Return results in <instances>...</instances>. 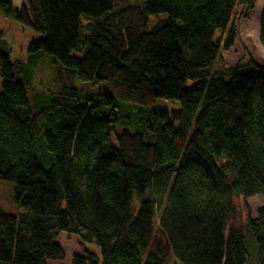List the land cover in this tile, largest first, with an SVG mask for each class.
I'll list each match as a JSON object with an SVG mask.
<instances>
[{"label": "trees", "instance_id": "1", "mask_svg": "<svg viewBox=\"0 0 264 264\" xmlns=\"http://www.w3.org/2000/svg\"><path fill=\"white\" fill-rule=\"evenodd\" d=\"M254 2L0 0L42 36L25 61L0 53V181L23 211L0 213V264L61 260V232L94 244L101 264H264V202L227 228L235 197L264 198V69L211 73L216 34ZM44 56L59 66L53 92L32 87ZM160 99L179 109L153 112Z\"/></svg>", "mask_w": 264, "mask_h": 264}, {"label": "rangeland", "instance_id": "2", "mask_svg": "<svg viewBox=\"0 0 264 264\" xmlns=\"http://www.w3.org/2000/svg\"><path fill=\"white\" fill-rule=\"evenodd\" d=\"M7 1L11 3L12 8L15 10H18L21 5L26 4V0ZM120 1L124 5H141L143 3V0ZM263 13L264 0H255L250 10L241 4L235 7L230 24L228 25L229 28L216 34L220 51L211 70L212 74L220 73L226 68L245 70L252 62L264 69V50L259 42V24ZM155 21V17H151L150 26H153ZM83 25L85 26L86 22ZM229 34H231V42L227 48H224ZM41 39V35L15 23L0 13V53H6L11 62L14 60L25 61L28 47ZM71 55L75 58L81 57V54L75 51ZM58 70L59 66L51 57L44 56L37 60L36 66L32 71L33 89L38 92L55 91L58 86L52 81ZM1 82L0 79V85ZM74 86L77 88L83 86L93 92L101 91L99 87L101 85L94 83H80L76 81ZM105 93L109 94L108 91H105ZM178 109L179 104L176 101L160 99L155 101L152 111L170 114L172 110ZM172 125L176 128L175 124ZM119 131V128H117L115 133ZM263 202L264 198L262 196H254L247 199L235 197V215L228 222L227 228L237 229L245 227L248 218L255 219L257 217V210L263 205ZM0 213L15 218H19L23 214V211L15 202L13 185L3 181H0ZM55 242L63 250V258L57 261H46L45 264H73V257L75 255L84 256L85 251L93 253L97 258V264H101L99 249L94 244L82 242L75 234L61 232ZM166 264H176V262L169 255Z\"/></svg>", "mask_w": 264, "mask_h": 264}]
</instances>
